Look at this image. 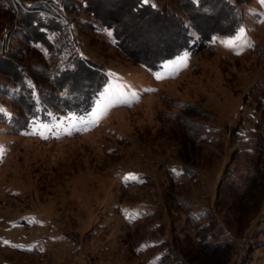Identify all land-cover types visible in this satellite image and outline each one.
Returning <instances> with one entry per match:
<instances>
[{"label":"rangeland","instance_id":"obj_1","mask_svg":"<svg viewBox=\"0 0 264 264\" xmlns=\"http://www.w3.org/2000/svg\"><path fill=\"white\" fill-rule=\"evenodd\" d=\"M37 1L0 0V57L52 86L38 69L52 65L51 52L43 38L28 42L30 27L20 22L37 17ZM44 1L37 14L71 29L72 47L107 69L95 103L105 96L129 103L109 107L95 125L78 119L95 111L94 103L87 113L52 115L16 132L15 106L0 90V264H148L153 251L135 252L147 238L167 239L176 255L169 264H264V146L255 152L252 136L259 131L264 140V4L237 1L244 21L235 34L213 36L152 70L136 59L156 61L183 45L175 11L182 13L185 1L156 0L159 19L133 15L118 0H96L97 16V5L82 9L85 0L56 2L67 23L53 0ZM223 3L209 0L191 13L200 32L231 29L232 9ZM92 21L116 26L132 55ZM5 68L0 87L13 72ZM144 175L145 183L126 185ZM208 234L216 235L215 247ZM31 239L39 242L15 243Z\"/></svg>","mask_w":264,"mask_h":264},{"label":"trees","instance_id":"obj_2","mask_svg":"<svg viewBox=\"0 0 264 264\" xmlns=\"http://www.w3.org/2000/svg\"><path fill=\"white\" fill-rule=\"evenodd\" d=\"M85 1L84 8L82 9L88 10V8H91V6L95 7V5H97V7H95L96 9H93L92 12L93 15H99L97 12L98 7H100L99 2L96 0ZM157 1L148 0L147 2H144V0H118L119 4L121 3L122 6L129 7L130 12L133 15H148L159 19L161 9ZM184 1L187 5L181 7L183 12L181 13L175 11V18L180 21V25L178 27L184 31H182L183 45L173 51H170V53L163 54L156 61H147L146 58L143 57L144 54H142L136 59V61H138L140 64H144L150 69L156 70L162 66V62L164 60L173 58L185 50H190L192 53H195L198 51L197 49L199 47H206L207 43L211 41L213 36H232L235 34L239 26L243 24L244 12L242 11V4L240 6V4L237 2L239 0H222L224 5H227L232 9L231 12L233 14V18L231 19V29L229 31L213 30L211 33H209V35L205 34L204 32H200L195 27L194 21L196 17L191 15V13H195V11L199 12L200 9L205 6L207 1L209 2V0H183V2ZM246 1L247 0L244 2ZM45 4L46 1L44 0L37 1L33 7V9L36 10L32 11L39 12L38 9L42 8ZM186 9L188 11H185ZM37 12V17H35L34 13L25 14V18L20 22L23 24L26 23L30 27V32L23 34L28 42L35 43L36 40L43 38L42 43L44 41V44L49 48L47 55H49L51 52V55H49L48 58L50 59L49 61L52 62V65H50V67L43 66L42 68L38 69L41 73H44L50 77L49 80L51 81L52 86L41 84L40 78L34 76L33 73L30 72L31 70L26 69V67L22 64L16 63L11 59H4L5 57H0V64L2 62L4 65L7 62L8 65L4 66L12 67L13 69V72L10 74V76L6 77L7 79L1 82L2 87H0V90L2 89V93L6 94L11 105L15 106L11 121L13 122L12 129L16 132L26 129L32 122L36 120H47L52 115H60L64 113L84 114L89 112L100 92L109 81V75L105 66L95 64L89 57L84 56L80 50L77 48L74 49L72 47L71 42H69V37L73 35L71 29L58 27L59 23L57 21H53L54 19H51L46 15L40 13L37 14ZM237 13L238 15H241L237 17ZM111 18L114 19V21L116 20L115 17ZM92 22V24L95 25V28L98 27V29H102L105 27L108 31H110L115 39V45L117 47L123 46V48L127 50V48L122 45L124 41V38L122 37L123 33L119 31L116 26L107 24L103 21H101L103 25L95 21ZM96 24L99 26H96ZM192 29L194 32H192ZM68 30H71V32L69 33ZM51 34H53L54 37H51ZM68 34H70V36H68ZM54 38L55 40H53ZM197 39L199 42H201L196 47H193ZM59 42H61V44H58ZM56 45L61 47L57 48ZM127 52L132 55V53H130L128 50ZM61 55V62H56ZM31 66L33 68L38 67L37 64H31ZM5 67L1 66L0 72H6ZM78 70L82 71L84 76L74 74ZM84 80H88L86 85L82 83ZM77 86H82V88ZM258 107L259 109L261 108L263 110L261 115L264 116V95L259 97ZM2 114L4 113L0 111V118H2L3 121ZM253 117H255V114H253ZM243 131L244 129L242 125L236 130L238 133ZM258 132L259 131H255L254 135H252L256 139L255 145L253 146L255 152H260L262 150V146H264V140L262 139L263 133L260 134ZM173 166L174 164L168 168L170 173H172V177H174L175 174L173 172L175 167ZM182 168L185 171V168ZM142 179H144L142 182L133 180L126 185L145 183L147 181V175H144ZM244 186L245 188L247 187V185ZM143 207L144 208L140 209L143 212H146V209L149 208L146 204H144ZM130 212H132L131 215H135L133 211ZM138 215L140 216V213ZM125 220L131 222L128 220L127 216ZM208 235L211 236V238L207 240L208 245L215 247V243H212L213 241L211 240H213L216 235ZM208 235L206 237H208ZM166 241L167 239L164 238H147V240H145L146 248H144L142 244L139 243L135 247V252L137 254H141L146 250L150 252L153 251V254H148V264H169L170 261L168 260L174 259L176 255L174 252L175 249H173L171 245H165ZM154 249L156 251H154ZM175 264H184V261L177 258Z\"/></svg>","mask_w":264,"mask_h":264},{"label":"snow or ice","instance_id":"obj_3","mask_svg":"<svg viewBox=\"0 0 264 264\" xmlns=\"http://www.w3.org/2000/svg\"><path fill=\"white\" fill-rule=\"evenodd\" d=\"M144 2H147V0H144ZM261 4H264V0H260ZM236 44L235 40H229L226 42V45L228 47H234ZM178 63L183 64L184 61L181 60ZM163 77L157 76V79H162ZM135 95V94H133ZM138 99V97H137ZM95 103V102H94ZM117 103H129V101H111L108 96H105L102 100H100L99 103H95V111L91 112L90 115L84 118H78L79 122L85 126L92 124L95 125L99 122V120L102 118L103 115L106 114L107 109L109 107H114ZM79 130V129H78ZM69 135H71V132H68ZM47 139V137H44ZM131 179H136L135 177H130Z\"/></svg>","mask_w":264,"mask_h":264},{"label":"built area","instance_id":"obj_4","mask_svg":"<svg viewBox=\"0 0 264 264\" xmlns=\"http://www.w3.org/2000/svg\"><path fill=\"white\" fill-rule=\"evenodd\" d=\"M62 0H53V1H51V7L53 8V9H55L56 11H57V9H58V4L56 3V2H58V3H60ZM57 7V8H56ZM59 10V9H58ZM58 12V18L62 21V22H65V23H67L68 21H67V18H65V16L64 15H62V13H60V11H57Z\"/></svg>","mask_w":264,"mask_h":264},{"label":"crops","instance_id":"obj_5","mask_svg":"<svg viewBox=\"0 0 264 264\" xmlns=\"http://www.w3.org/2000/svg\"><path fill=\"white\" fill-rule=\"evenodd\" d=\"M39 239H37V240H34V239H31V240H27V241H18V243H17V241L15 242L16 244H19V245H28V246H32V245H34V244H36L37 243V241H38ZM39 242V241H38Z\"/></svg>","mask_w":264,"mask_h":264}]
</instances>
